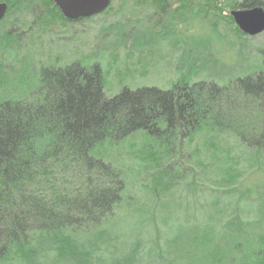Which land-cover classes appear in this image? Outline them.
<instances>
[{
    "label": "trees",
    "instance_id": "obj_1",
    "mask_svg": "<svg viewBox=\"0 0 264 264\" xmlns=\"http://www.w3.org/2000/svg\"><path fill=\"white\" fill-rule=\"evenodd\" d=\"M0 1L10 4L4 52L27 32L41 38L60 20L87 19H65L54 0ZM153 1L166 14L158 38L177 36L176 22L190 15L220 37L218 0H178L172 11L169 0ZM256 49L259 63L244 56L222 82L181 71L167 88L123 85L114 95L99 60L42 63L25 96L10 91L0 64V264H264V47ZM135 135V163L106 153Z\"/></svg>",
    "mask_w": 264,
    "mask_h": 264
},
{
    "label": "rangeland",
    "instance_id": "obj_2",
    "mask_svg": "<svg viewBox=\"0 0 264 264\" xmlns=\"http://www.w3.org/2000/svg\"><path fill=\"white\" fill-rule=\"evenodd\" d=\"M230 1H217L223 11H217L218 19L223 21L219 38L206 19L191 15L176 22L177 36L163 34L158 38L155 30H159V22L166 14L157 10L153 0H110L108 8L100 14L76 23L60 20L50 35L38 38L31 32L25 33L18 38L22 43L20 48L6 52L0 48V64L10 91L19 96L35 88V71L40 64L66 63L76 58L101 62L108 95L116 94L123 85L167 88L181 71L195 74L197 80L222 82L238 74L244 56L250 64L259 63L261 52L256 47H264V32L257 36L243 32V37L238 36L239 27L231 11L239 8L232 7ZM179 5L178 0H169V11ZM5 28L6 25L0 27V33ZM208 44L212 49H204ZM227 139L232 144V140ZM142 140L141 135H135L118 145L108 146L106 153L135 163ZM199 142L204 143L201 138Z\"/></svg>",
    "mask_w": 264,
    "mask_h": 264
},
{
    "label": "water",
    "instance_id": "obj_3",
    "mask_svg": "<svg viewBox=\"0 0 264 264\" xmlns=\"http://www.w3.org/2000/svg\"><path fill=\"white\" fill-rule=\"evenodd\" d=\"M64 15L71 20L92 17L106 10L110 0H54ZM8 10L6 2H0V22ZM239 29L249 36L264 32V8L236 9L231 12Z\"/></svg>",
    "mask_w": 264,
    "mask_h": 264
},
{
    "label": "flooded vegetation",
    "instance_id": "obj_4",
    "mask_svg": "<svg viewBox=\"0 0 264 264\" xmlns=\"http://www.w3.org/2000/svg\"><path fill=\"white\" fill-rule=\"evenodd\" d=\"M0 2H6V3L8 4V8H9V5H10V4H9L8 1H0ZM7 11H8V10H7ZM232 11H233V10H232ZM232 11H231V12H232ZM63 15H64V14H63ZM64 16H65V15H64ZM4 18H5V17H4ZM65 18H66L67 20H70V21H76V20H71V19L67 18L66 16H65ZM78 20H79V19H78ZM1 22H2V21H1ZM1 22H0V23H1Z\"/></svg>",
    "mask_w": 264,
    "mask_h": 264
}]
</instances>
